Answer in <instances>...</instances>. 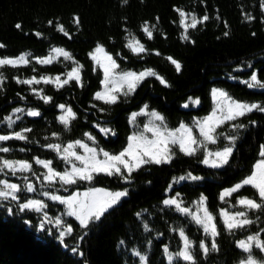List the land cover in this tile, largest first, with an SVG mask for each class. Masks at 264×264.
Masks as SVG:
<instances>
[{
  "label": "trees",
  "instance_id": "obj_1",
  "mask_svg": "<svg viewBox=\"0 0 264 264\" xmlns=\"http://www.w3.org/2000/svg\"><path fill=\"white\" fill-rule=\"evenodd\" d=\"M261 3L262 0H128L126 4L123 0H0V43L6 45L0 48V58L29 54L30 60L28 64L0 67L4 78L0 87V135L31 129L24 132L27 140L0 141V147L11 149L8 153L0 152V157L32 165V171L15 176L5 170L7 175L0 173V179L22 188L32 183L36 188L35 192H21V201H0V264H142L136 251L147 257V264H188L175 255L170 262L165 252V246L168 253L182 250L180 229L193 242L197 264H240L246 259L249 254L236 242L258 231L264 240V209L247 210L253 223L231 232L221 212L245 211L238 199L248 197L260 202L258 191L244 186L225 200L220 195L249 176L261 159L264 113L253 111L221 125L216 132L223 135L217 142L196 144L194 155H186L174 145L171 150L175 155L170 163L143 166L128 181L99 174L90 182L64 186L56 181L50 185L43 179L47 170L36 163V158L50 160L55 170L64 171L69 164L60 151L47 145L64 147L77 140L97 150L119 153L127 146L129 137L145 131L153 112L165 118L160 121L164 128L177 129L183 123L193 128L198 141H203L197 125L214 109V88L237 101L264 106V88L248 86L253 73L264 80ZM177 8L194 13L198 19L206 14L209 19L185 32ZM246 14L254 19H247ZM74 16L79 17L78 25ZM186 22H191L190 16ZM17 23L22 25L19 30ZM145 24L152 31L151 38L143 30ZM59 25H63L64 31L59 30ZM137 41L146 51L137 53L129 47ZM98 45L116 60L119 71L152 70L155 75L144 78L127 96L119 93L115 104L97 99L104 72L89 53ZM56 48L69 53L71 59L58 55L49 64L37 61V57L56 54L52 51ZM169 57L181 64L179 71ZM73 68H79V81L71 79L62 87L52 82L57 76L61 81L68 79L67 73ZM33 76L51 80L32 85L18 82ZM160 77L166 83H161ZM44 97L52 99L45 102ZM61 104L64 109L59 107ZM185 104L188 106L184 107ZM17 108L24 111L14 112ZM68 108L75 113L74 117L67 112ZM29 110L39 111L40 115L30 116ZM133 113L138 114L134 119ZM61 115L68 117L67 125L61 122ZM9 116L14 121L11 126L5 119ZM232 124L247 127L234 130ZM105 128L111 132L106 134ZM229 135L237 136L229 163L220 168L203 164L208 151L233 145L226 138ZM189 173L202 179H188ZM97 187L127 189L129 194L88 228L80 226L76 217L68 216L64 205L43 195L45 191L69 195ZM201 197L206 200L201 202ZM169 198L177 199L190 213L165 205L163 201ZM25 199L43 200L49 218L61 216L65 226L49 224L43 211L20 212L18 204ZM201 203L214 217L219 233L215 237L218 250H210L207 256L200 244L204 242L210 248L213 237L193 218ZM9 207L12 213L8 212ZM41 222L45 223L44 229L39 227ZM67 225L73 232L61 241L59 233L66 231ZM73 248L77 251L73 252ZM251 255L264 262V252L255 245Z\"/></svg>",
  "mask_w": 264,
  "mask_h": 264
},
{
  "label": "snow or ice",
  "instance_id": "obj_2",
  "mask_svg": "<svg viewBox=\"0 0 264 264\" xmlns=\"http://www.w3.org/2000/svg\"><path fill=\"white\" fill-rule=\"evenodd\" d=\"M128 0H123V3H127ZM261 8L264 9V0H262ZM176 11L179 12L181 17V23L185 27V32L189 28L195 29L198 24L203 21H207L209 19L208 15H204L201 18H197L194 13L189 14L185 11L177 8ZM247 15V19H254L249 14ZM191 18V22L187 23L188 18ZM75 23L78 25L80 23L79 17H73ZM157 19H159L157 17ZM51 25L53 21H48ZM16 29H21L22 25L17 23L15 25ZM59 30L64 31L63 25H59ZM144 32L147 34L149 38L152 37V31L148 28L147 24L144 26ZM67 35V33H65ZM37 36L41 35L40 33H36ZM227 35V33H225ZM255 35V33H253ZM185 39H188V36L185 35ZM137 46L129 45V47L133 48V51L137 53H141L146 51L143 45L136 42ZM6 47L3 43H0V48ZM54 53H58L60 56L65 57V59H71V55L66 51L56 48L52 50ZM104 48L102 45H98L95 49V52L89 53L91 58L95 60L98 64L101 63L100 58L96 55V53L104 52ZM29 54H22L16 58L4 57L0 58V67L5 65L16 66L18 64H28L30 60L27 58ZM40 64H49L52 63V57L45 58H36ZM105 59L108 63H104L103 69L105 74L104 84L105 91L97 92L96 98L102 99L105 103L115 104L119 100L118 93H123L127 96L129 93L135 91L137 87V81H141L146 76L155 75L152 70H145L139 73L136 72H123L119 74L118 79L113 80L112 77L116 76L115 69L119 67L116 63V60L113 57L105 53ZM171 63L176 66L177 71L181 69V64L174 60L173 58H168ZM68 79L63 81L60 80V77L57 76L54 81L58 83V86H63L67 84L69 80L74 79L76 81L80 80L79 68H73L71 72L67 73ZM3 76L0 74V87L3 85ZM41 80H44L45 83L50 82L51 78L41 77L37 79L33 76L28 80H20L19 83H24L28 85H32L33 83L39 84ZM161 83H166L162 77H160ZM251 83H248L249 87H260L264 88V80L258 78L256 73H253L250 77ZM113 83L114 85H119L118 87L108 88V84ZM125 85L127 86V91H125ZM35 91V89H33ZM212 96L217 100V110L213 111L208 117L204 118L203 121L198 122V127L200 128V135L203 136V141H198L195 136L192 135L191 128L187 127L185 124L181 123L180 127L175 130H161L159 126L148 127L146 129L148 132H152L154 135V139L149 140L143 134L136 135L135 133L129 137L128 144L125 148H123L119 153L110 154L109 152L104 151L103 149L97 150V148H91L87 144L82 143L81 141H75V144L83 147L88 155H81L75 151H72L74 145L69 144L67 148L63 149L65 155L63 159L67 164L70 165L69 169H66L63 172L54 170L51 165L52 161L48 160H40L36 158V163L43 165L47 172L44 174L43 179L48 181V183L54 184L56 181H59L64 186H72L76 185L80 181H93L96 175L104 174L107 176H115L117 178L128 181L131 177V174L135 171L140 170L143 166L149 164H163L170 163L172 157L175 153L171 150L169 145H178L179 150L186 155H194L197 152V148L193 147V145L201 144L204 145V141L215 144L217 139L223 133L217 134L216 129L221 125L226 124L230 121L237 120L238 117H244L246 114L251 113L253 111H259L264 113V106L257 103H245L240 102L233 99L229 94L221 89L214 88L212 89ZM45 102L51 101V97H44ZM191 99V97L189 98ZM196 103H199V100H196ZM188 105L185 104L184 107ZM61 109L65 108V105H59ZM147 105L144 106V109H147ZM23 109L17 108L14 109V112L20 113L23 112ZM144 110L142 109V112ZM67 112L74 117L75 113L72 112L71 108L67 109ZM219 113V115H217ZM28 115L36 117L40 115L39 111L29 110ZM138 115L137 113H133V119ZM153 116L159 121H164V117L159 113H152ZM17 119L20 117L17 116ZM8 121L9 126H11L14 121L11 116L5 118ZM61 122L64 124H68V117L65 115L60 116ZM255 124V121L251 122ZM231 127L235 129H245L247 125L245 124H232ZM31 129H24V132H30ZM103 131L107 134L111 132L110 129H103ZM24 132H14L10 135H0V141H8L11 139L18 140H27L28 137L24 135ZM230 142H233L232 146H224L221 149L216 151H208L205 155V158L202 160V163L208 165L212 168H220L229 163L230 158L233 154L234 142L237 139L235 135H229L226 137ZM47 147L55 149L57 152L61 151V146L57 144H49ZM11 149L8 147H0V152L8 153ZM20 151H24V149H20ZM103 155V159L100 158V155ZM259 156L261 159L257 161L254 165L252 173L243 179L242 182L237 183L231 188L224 189L222 194L220 195L221 200H225L227 196H231L233 193L237 192L244 186H251L258 191L260 202L256 199L241 197L238 199V203L242 205L246 210L245 211H236V212H228L227 210H222L221 215L224 217V224L228 231H232L234 229L245 228L246 226L253 223V220L248 218L247 210H257L264 209V144L260 145ZM76 161H79V166L76 164ZM10 172L12 176H15L18 172H29L32 171V165L28 161H15L8 160L0 157V173L7 175V172ZM39 178V177H38ZM186 177H180V179H185ZM188 179L191 180H200L202 177L192 176L190 173L188 174ZM27 179V177H25ZM35 192L36 188L32 183H28L24 188L20 184L10 182L8 179H0V201H21L22 197L20 195L21 192ZM128 190L124 189L121 191H111L102 188H91L83 193L73 192L67 196H60L54 193H50L45 191L43 193L44 196L49 197L52 201H58L60 204L65 205L67 208V215L76 217L79 221L80 226L84 228H88L90 225L94 224L97 221H101L102 217L114 206H116L122 198L128 196ZM205 197H201V202L205 201ZM165 205L175 206L179 211L188 214L190 213V209L186 207H181L180 203L175 198L165 199L163 201ZM47 205L43 200L39 199H25L23 202L18 204V210L20 212H42L44 213V220H46L49 224L54 223L57 226L64 227L65 222L63 221L61 216L55 217V219H50L48 216V212L45 211L47 209ZM9 213L13 212V209L9 207ZM193 218L195 222L199 225L203 226V231L206 234H209L213 237L211 242V246L201 242L200 247L203 250V254L207 256L210 250H218L217 244L215 242V237L219 234L217 231L216 224L213 223L214 217L210 212H208L207 208H204L203 215L199 213L193 214ZM39 227L41 229L45 228V223L41 222ZM264 231V230H262ZM73 229L70 225L66 226V231L62 230L59 233V239L61 241L64 240L66 235H71ZM180 236L183 237L184 243L181 251L173 254L168 253L167 246H165V252L168 254L167 258L171 262L173 260L174 255L182 258L184 261L188 262V264H197L196 258L193 254V242L185 235L184 230L180 229ZM123 243V241H121ZM237 246L242 249L245 253L249 255L246 259L241 260L240 264H259V262L251 255L253 246L260 249L264 252V240L260 238V232H256L252 235L246 236L245 239L238 240ZM73 252H76L77 249L73 248ZM136 256H140L142 264H147V257L141 256V253L136 251Z\"/></svg>",
  "mask_w": 264,
  "mask_h": 264
},
{
  "label": "rangeland",
  "instance_id": "obj_3",
  "mask_svg": "<svg viewBox=\"0 0 264 264\" xmlns=\"http://www.w3.org/2000/svg\"><path fill=\"white\" fill-rule=\"evenodd\" d=\"M133 46H137L136 45V42L135 43H133ZM93 52H95V50L93 51ZM92 52V53H93ZM105 53H107L106 51H104V52H101V53H96V55L100 58V60H101V63L100 64H98L95 60H94V62H95V64L98 66V67H100L102 70H103V72H104V69H103V64L104 63H108V61L105 59ZM59 54L58 53H56V54H54V55H52L51 57H52V59H55L57 56H58ZM114 59V58H113ZM22 64V63H21ZM123 72H134V71H119L117 68L115 69V73H116V76H114V77H112V79L113 80H116V79H118V77H119V74L120 73H123ZM136 73H139V72H136ZM152 76V75H151ZM146 77H148V76H146ZM145 77V78H146ZM104 79H105V74H104ZM104 79H103V84H102V88H101V90L99 91V92H104L105 91V84H104ZM144 79V78H143ZM142 79V80H143ZM141 80V81H142ZM141 81H137V85L141 82ZM119 85H114L113 83H109L108 84V88L110 89V88H113V87H118ZM125 91H127V86L125 85ZM119 94V93H118ZM214 100H215V106H214V109H213V111H215V110H217V107H218V105H217V100L214 98ZM213 111H212V113H213ZM217 115H219V113H217ZM209 116V115H208ZM207 116V117H208ZM204 120V119H203ZM202 120V121H203ZM201 122V121H200ZM146 126H148V127H155V126H159L160 128H161V130H165V131H169V130H171V129H167V128H164L163 127V125L161 124V122L159 121H157V119L155 118V116H152L151 117V120H150V122L146 125ZM187 127H189V128H191V130H192V135L193 136H195V132H194V130H193V128L191 127V126H188V125H186ZM178 129V128H177ZM200 129V128H199ZM173 130H175V129H173ZM141 134H143L145 137H147L149 140H151V139H154V135H153V133L152 132H148L147 131V129H146V127H145V131L144 132H141V133H139V134H136V135H141ZM196 137V136H195ZM203 137V136H202ZM83 143V142H82ZM69 144H73L74 145V147H73V149H72V151H75V152H77L78 154H81V155H88V153H87V151L83 148V147H81L80 145H77V144H75V142H72V143H69ZM69 144H67V145H65L64 147H61V151H60V154H61V156L63 157L64 155H65V153L63 152V149L64 148H67V146L69 145ZM172 146H174V145H169V147L170 148H172ZM178 146V145H177ZM89 147H91V146H89ZM179 147V146H178ZM193 147H196V145H193ZM91 148H94V147H91ZM100 158L101 159H103V155H102V153H101V155H100ZM76 164L79 166V161H76ZM41 165V164H40ZM41 166H43V165H41ZM44 167V166H43ZM51 167H52V165H51ZM45 168V167H44ZM53 168V167H52ZM70 168V165H68V167H67V169H69ZM46 169V168H45ZM54 169V168H53ZM47 170V169H46ZM55 170V169H54ZM66 170V169H65ZM64 170V171H65ZM57 171V170H56ZM60 172H63V171H60ZM11 182V181H10ZM14 183V182H13ZM97 188H102V189H107V188H104V187H97ZM87 190H89V189H86V190H78V191H76V192H80V193H83V192H85V191H87ZM107 190H110V189H107ZM112 191V190H111ZM114 191V190H113ZM56 195H58V194H56ZM70 195V194H69ZM60 196H67V195H60ZM58 202V201H57ZM65 206V205H64ZM66 207V206H65ZM204 208H206V206L204 205V203H201L200 205H199V207L197 208V210H195L194 211V214H196V213H199L200 215H203V210H204ZM67 209V208H66ZM214 223V222H213ZM258 261V260H257ZM259 262V264H264V262H260V261H258Z\"/></svg>",
  "mask_w": 264,
  "mask_h": 264
}]
</instances>
